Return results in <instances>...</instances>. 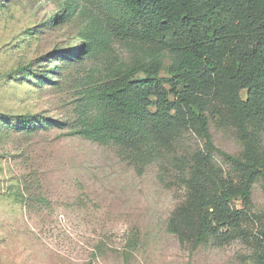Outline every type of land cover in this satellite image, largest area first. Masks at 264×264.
<instances>
[{
	"label": "rangeland",
	"instance_id": "374dc122",
	"mask_svg": "<svg viewBox=\"0 0 264 264\" xmlns=\"http://www.w3.org/2000/svg\"><path fill=\"white\" fill-rule=\"evenodd\" d=\"M58 10L51 0H0V264H253L252 239L209 238L195 246L170 231L176 211L192 202L195 155L207 154L192 130L181 144L158 147L155 159L142 162V149L105 146L41 126L26 133L3 123L6 116L25 114L72 118L85 80L136 51L115 43L69 66L59 56L81 48V23L47 25ZM27 64L58 84L14 74ZM211 132L217 148L242 155L234 130L212 125ZM207 156L212 172L235 179L222 156ZM250 199L244 229L258 234L264 225L261 181Z\"/></svg>",
	"mask_w": 264,
	"mask_h": 264
},
{
	"label": "trees",
	"instance_id": "16d2710c",
	"mask_svg": "<svg viewBox=\"0 0 264 264\" xmlns=\"http://www.w3.org/2000/svg\"><path fill=\"white\" fill-rule=\"evenodd\" d=\"M51 1L59 10L47 25L81 23V48L59 56L69 66L115 43L136 51L85 80L72 118L25 114L6 116L3 123L26 133L41 126L105 146L142 149V162L155 159L158 147L181 144L192 130L207 154L231 165L235 179L212 172L207 154L195 155L192 202L176 211L170 231L195 246L209 238L220 243L252 239V262L264 264V225L258 234L244 229L258 181L264 193V0ZM13 72L58 84L32 64ZM212 125L236 132L241 156L216 147Z\"/></svg>",
	"mask_w": 264,
	"mask_h": 264
}]
</instances>
